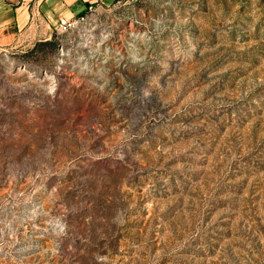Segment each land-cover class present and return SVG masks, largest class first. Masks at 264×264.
<instances>
[{
    "label": "rangeland",
    "instance_id": "1",
    "mask_svg": "<svg viewBox=\"0 0 264 264\" xmlns=\"http://www.w3.org/2000/svg\"><path fill=\"white\" fill-rule=\"evenodd\" d=\"M0 264H264V0L0 45Z\"/></svg>",
    "mask_w": 264,
    "mask_h": 264
},
{
    "label": "crops",
    "instance_id": "2",
    "mask_svg": "<svg viewBox=\"0 0 264 264\" xmlns=\"http://www.w3.org/2000/svg\"><path fill=\"white\" fill-rule=\"evenodd\" d=\"M96 1L105 0H0V45L22 37L48 38L61 19H73Z\"/></svg>",
    "mask_w": 264,
    "mask_h": 264
},
{
    "label": "built area",
    "instance_id": "3",
    "mask_svg": "<svg viewBox=\"0 0 264 264\" xmlns=\"http://www.w3.org/2000/svg\"><path fill=\"white\" fill-rule=\"evenodd\" d=\"M93 2H91L87 8H91ZM73 24V19L70 20H66V19H61L58 23L57 29L60 31H66L67 29H69L71 27V25Z\"/></svg>",
    "mask_w": 264,
    "mask_h": 264
}]
</instances>
